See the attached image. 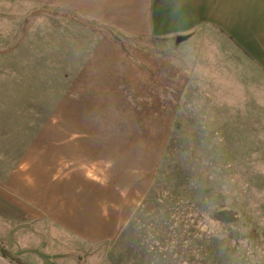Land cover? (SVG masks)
Returning <instances> with one entry per match:
<instances>
[{"label":"rangeland","instance_id":"rangeland-1","mask_svg":"<svg viewBox=\"0 0 264 264\" xmlns=\"http://www.w3.org/2000/svg\"><path fill=\"white\" fill-rule=\"evenodd\" d=\"M41 10L55 7L0 1V50L21 53L29 47L39 25L30 16ZM110 32L132 47L127 58H115L95 73L99 78L89 85L70 64L54 70V58L33 64L30 57L13 56L10 66L16 71H8L16 76L0 95V104L8 105L0 112L5 121L0 141L11 142L7 167L36 163L32 157L38 151L50 164L58 163L63 169L53 184L68 182L71 174L80 184H104L115 176L110 164L119 161L120 174L132 173L142 193L132 203L127 191L103 194L125 198L132 214L118 223L115 237L91 241L45 219L20 223L0 217V246L25 264H264V111L258 110L264 106L257 102L263 97L239 86L219 103L214 41L207 57L198 48L201 40L198 46L184 45L182 37L140 39ZM151 54L185 70L197 63L176 110L161 113L163 120L152 111L163 106L147 105L151 97L144 105L139 94H151L144 84H158L134 72ZM25 71L32 78L18 79ZM70 73L80 80L73 83ZM156 91L164 95L163 88ZM89 105L103 110L89 114ZM123 137L128 143H121ZM151 143L160 146L157 163L143 159L141 148ZM136 144L141 147L124 148ZM50 147L64 152L56 150L55 159ZM127 157L133 161L125 162Z\"/></svg>","mask_w":264,"mask_h":264},{"label":"crops","instance_id":"crops-1","mask_svg":"<svg viewBox=\"0 0 264 264\" xmlns=\"http://www.w3.org/2000/svg\"><path fill=\"white\" fill-rule=\"evenodd\" d=\"M0 1L35 2L55 7V11L41 10L40 14L34 13L30 16L33 22H38L39 25L37 28L34 25L32 37L34 41H31L29 47L25 44V49L21 53L0 50V56L4 58V66L0 67V95L5 90L2 86L8 85L16 76V73L8 71H16V68L10 66L13 56L30 57L33 64H36L38 59L46 62L48 58H54L56 63L54 70H63L65 68L63 63L70 64V69H73V72H81L82 78L88 80L89 85L90 81L99 78L95 73L115 64V58H127V50L132 46L115 38L110 31L116 30L140 39L182 37L184 45L189 42L197 45L196 42L201 40L198 48L207 57L210 54L209 45L211 47L214 41L219 103L221 95L224 93L228 95L229 92L234 95L236 88L241 86L246 87L249 93L256 92L257 97L262 96L263 99L257 98V102L260 103L258 105L264 106V0ZM38 16H43V19ZM149 57L147 62L136 66L137 72L136 70L134 72L139 75L145 74L150 81L158 84V86L144 84V88L151 90V94H139L144 98V105L151 97L150 104L147 105L163 106L157 110L152 108L153 112H158L157 118L163 120L161 113L176 110L177 103L195 76L197 63L195 62L187 71L172 61L163 60L152 54ZM199 63L202 64V61ZM193 68L195 69L192 70ZM70 76L73 83L75 79L80 80V76L74 73H70ZM29 78H32L30 73H22L18 79ZM61 78L64 79L63 74ZM242 80L247 81V86L243 85L245 82ZM162 88L164 95L161 91L152 92ZM248 103H251V100H248ZM7 109L8 105L0 104V112ZM85 110L92 114L95 111L101 112L103 107L98 109L89 105ZM258 110L264 111V107ZM143 111L144 108L141 112ZM4 128L5 121L0 114V134ZM77 139L79 138L75 137L71 142ZM4 140L8 139L4 137L2 142L0 141L2 219L16 220L20 223L45 219L89 241L111 239L119 233L118 223L127 222L126 217L132 214L134 208L125 205V198L122 199L120 196L112 198V194L107 196L103 192L110 194L111 191H117L121 195L122 191H127L130 197L126 200L130 203L137 193H142V188H136L135 182L131 180L132 173H126L127 176L120 174L119 161L117 166L115 163L110 164L109 168L115 176L104 184L98 186L80 184L75 174L66 178L68 182L58 180L53 184L52 178L58 176L63 169L58 163L50 164L45 154L38 151L39 155L32 157L39 159L36 163L29 161L28 165L22 168L11 165L7 167L4 161L13 160V157L7 150L11 142L5 143ZM120 141L122 144L128 143V138H120ZM128 147L135 150L141 145L124 146ZM59 149L61 148L50 147L55 159L64 152ZM141 149L145 154L144 160L153 163L159 161L161 154L159 145L151 143ZM56 150H59V154ZM76 150L73 152L75 155L78 154ZM27 153L29 155L30 152ZM102 154H105V150ZM24 157L31 159L25 154ZM134 159L138 158L134 155ZM124 160L129 162L133 161V158L127 157ZM155 169L156 167H153L152 171ZM64 179L61 178L62 181ZM81 190L85 193H79ZM38 194L40 198L37 197ZM54 195L57 197L54 198ZM121 199L123 204L121 202L119 205ZM0 264L13 263L0 255Z\"/></svg>","mask_w":264,"mask_h":264},{"label":"trees","instance_id":"trees-1","mask_svg":"<svg viewBox=\"0 0 264 264\" xmlns=\"http://www.w3.org/2000/svg\"><path fill=\"white\" fill-rule=\"evenodd\" d=\"M0 252L4 257L8 258L14 264H25L23 261L18 259L15 255H13L10 251H7V249H5L4 246H0Z\"/></svg>","mask_w":264,"mask_h":264}]
</instances>
